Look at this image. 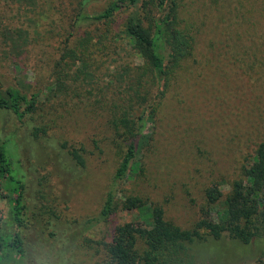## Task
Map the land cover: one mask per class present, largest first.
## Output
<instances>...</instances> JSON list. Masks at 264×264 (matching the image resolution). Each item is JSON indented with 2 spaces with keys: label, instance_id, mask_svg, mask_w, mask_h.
Returning a JSON list of instances; mask_svg holds the SVG:
<instances>
[{
  "label": "rangeland",
  "instance_id": "1",
  "mask_svg": "<svg viewBox=\"0 0 264 264\" xmlns=\"http://www.w3.org/2000/svg\"><path fill=\"white\" fill-rule=\"evenodd\" d=\"M77 1L28 0L25 4L0 0L4 25L11 28L21 25L23 18L17 15L21 6L20 16L26 8L33 10L29 16L37 20L38 26L37 34L29 38L32 41L29 46L20 47L19 43L20 49L12 50L10 41L1 44V81L5 87L40 93L38 108L23 124L10 113H0V132L19 130V136L25 139L32 126L44 127L45 141L53 145L67 142L83 149L85 159L84 170L72 181L52 165L44 166L45 171L41 172L51 173L50 192L56 198L52 206L56 219L51 220L45 234L40 232L43 224L39 218L38 222L31 220L33 225L20 230L23 255L19 258L5 250L0 264H107L103 246L99 244L110 241L117 225L138 222L149 209L119 211L107 223L88 230L72 252L67 248V234L76 227L73 222L97 216L118 165L117 151L111 144L114 132L108 124L113 110L107 107L124 105L122 100L129 93L125 69L142 64L121 34L126 17L136 9L121 11L109 27L90 23L77 27L73 24ZM227 1H182L180 24L196 37L195 56L187 63L188 67H179L171 77L159 100L155 123L148 122L137 161L122 183L128 193L160 205L165 219L182 229H189L202 216L206 208L203 190L212 182L236 177L253 144L264 139V88L243 62V66L231 65L234 56L230 52L215 54L209 49L210 43L228 40L223 36L225 31L242 41L264 39V10L258 8L259 5L264 8V0H233L229 1L231 4ZM109 2L98 0L87 11L101 12ZM252 7L257 13L251 17L238 14L239 9L243 12ZM156 14L152 11L150 16ZM86 35L92 37L93 43L102 39L108 48L96 45L86 74L77 76L81 63L72 64L69 58L57 63L67 37L74 41ZM59 67L64 72L55 75ZM58 78L65 88L57 84ZM154 93L155 88L151 95ZM33 152L39 157L43 153L36 146ZM10 207V201L0 197V235L14 232ZM259 244H264V240ZM193 253L202 264H264L261 251L249 249L245 253L243 247L228 240L196 244Z\"/></svg>",
  "mask_w": 264,
  "mask_h": 264
},
{
  "label": "trees",
  "instance_id": "2",
  "mask_svg": "<svg viewBox=\"0 0 264 264\" xmlns=\"http://www.w3.org/2000/svg\"><path fill=\"white\" fill-rule=\"evenodd\" d=\"M18 1L25 4L28 2ZM97 1L78 0L73 24L77 27L81 23L109 27L118 13L125 9H136L126 17L121 34L126 39L125 44L142 60V64L125 69L129 93L122 100L124 105L107 107L113 110L112 120L108 124L114 132L111 144L117 151L118 165L106 187L97 216L79 223L73 222L76 227L67 234L65 242L68 250L72 252L75 243L88 230L96 224L107 223L117 212L149 208L138 222L117 225L111 233L110 241L105 240L99 244L103 246L107 264H202L195 259V245L220 243L223 240L243 247L245 253L254 249L264 254V244H259L264 240V139L253 144L254 147L240 163L236 177L222 181L224 183L212 182L203 190L206 208L189 229H182L166 220L160 205L150 203L122 188V183L137 161L138 147L145 137L148 122L155 123L159 100L169 87L171 77L179 67L187 66L195 56L196 37L180 24L183 0H110L101 12L88 13V6ZM229 1L233 0L227 1L231 4ZM258 8L264 10L261 5ZM19 9L17 15L23 19L18 27L4 25V19L0 18V49L1 44H7L8 41L12 43V50L20 49L21 44L29 46L32 43L29 38L37 34V20L29 16L33 10L24 9L21 17ZM152 11L157 13L156 16H150ZM240 12L241 9L238 14L244 18L251 17L257 10L252 7ZM242 26L239 24V27ZM72 35L73 31L69 37ZM223 36L228 40L210 43L209 49L215 54L230 52L234 56L231 65L243 66L244 63L247 71L255 76L257 84L264 88V39L242 41L237 35L230 36L228 31ZM69 37L57 65L69 58L72 64L81 63L76 71L77 76L80 73L86 74L93 49L98 44L105 46L104 41L99 38L93 43L92 37L87 35L74 41ZM62 72L63 68L59 67L55 75ZM56 82L64 87L59 78ZM154 88L156 93L152 96ZM39 94L38 91L26 93L17 87H5L0 76V113H10L23 124L38 108ZM29 134L21 139L19 130L0 132V197L10 201V218L14 226L13 233L0 235V258L5 250L19 258L23 255L24 241L20 230L33 225L31 220L37 221L39 218L43 224L40 232L45 234V230L52 224L51 220L56 219L52 207L56 198L50 192L51 173L43 174L41 171H45L44 166L52 165L68 181L76 180L85 168L83 149L69 146L67 142L53 145L45 141L44 127L32 126ZM35 146L43 151L40 157L33 152ZM4 187L8 190H4ZM225 188L227 191H224Z\"/></svg>",
  "mask_w": 264,
  "mask_h": 264
}]
</instances>
